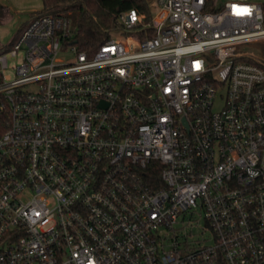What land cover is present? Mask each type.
<instances>
[{
	"label": "built area",
	"instance_id": "2783aa9c",
	"mask_svg": "<svg viewBox=\"0 0 264 264\" xmlns=\"http://www.w3.org/2000/svg\"><path fill=\"white\" fill-rule=\"evenodd\" d=\"M150 7L0 47V264H264V0Z\"/></svg>",
	"mask_w": 264,
	"mask_h": 264
},
{
	"label": "trees",
	"instance_id": "16d2710c",
	"mask_svg": "<svg viewBox=\"0 0 264 264\" xmlns=\"http://www.w3.org/2000/svg\"><path fill=\"white\" fill-rule=\"evenodd\" d=\"M40 10L32 13L31 17L41 14H64L71 19L77 32V41L80 47L96 49L100 44L108 40L119 30L116 22L117 15L125 10L137 9L140 12L151 14V0H42ZM9 13L7 6L0 3V17ZM29 23H23L16 35ZM257 43L260 52H249L239 49L242 54L239 58L264 67V40ZM8 114L0 112V134L6 129Z\"/></svg>",
	"mask_w": 264,
	"mask_h": 264
},
{
	"label": "rangeland",
	"instance_id": "374dc122",
	"mask_svg": "<svg viewBox=\"0 0 264 264\" xmlns=\"http://www.w3.org/2000/svg\"><path fill=\"white\" fill-rule=\"evenodd\" d=\"M152 1V0H151ZM21 21L18 14L9 12L8 15L0 17V47L9 43L20 27ZM72 26L75 25L72 23ZM114 37L125 39V35L114 33ZM239 49L249 52H260L259 43H245L239 45ZM66 56V55H64ZM63 55L60 58L64 57ZM222 105V99L219 98L215 103V108H219Z\"/></svg>",
	"mask_w": 264,
	"mask_h": 264
},
{
	"label": "crops",
	"instance_id": "0c3cea01",
	"mask_svg": "<svg viewBox=\"0 0 264 264\" xmlns=\"http://www.w3.org/2000/svg\"><path fill=\"white\" fill-rule=\"evenodd\" d=\"M0 3L7 6L9 12L18 14L21 21L20 26L29 21L32 13L43 6L42 0H0Z\"/></svg>",
	"mask_w": 264,
	"mask_h": 264
}]
</instances>
